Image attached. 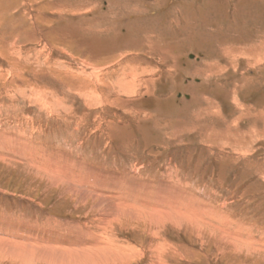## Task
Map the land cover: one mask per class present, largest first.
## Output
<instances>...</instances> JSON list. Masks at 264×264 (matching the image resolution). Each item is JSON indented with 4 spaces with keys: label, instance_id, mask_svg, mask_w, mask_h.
Returning <instances> with one entry per match:
<instances>
[{
    "label": "rangeland",
    "instance_id": "1",
    "mask_svg": "<svg viewBox=\"0 0 264 264\" xmlns=\"http://www.w3.org/2000/svg\"><path fill=\"white\" fill-rule=\"evenodd\" d=\"M82 232L264 264V0H0V235Z\"/></svg>",
    "mask_w": 264,
    "mask_h": 264
},
{
    "label": "bare ground",
    "instance_id": "2",
    "mask_svg": "<svg viewBox=\"0 0 264 264\" xmlns=\"http://www.w3.org/2000/svg\"><path fill=\"white\" fill-rule=\"evenodd\" d=\"M123 84H127V83L124 82ZM127 178H129V177H127ZM128 184H130V183H128ZM125 185H127V184H125ZM133 185H134V183H133ZM126 188H127V186H126ZM144 189H146V188H144ZM151 210H153V209H151ZM154 211H156V209ZM157 211H160V210H157ZM149 213L152 214V211L149 212ZM112 214H114V212ZM152 215H153L152 217L157 218L158 220H161V218H162L161 217L162 215H156V217H155L154 214H152ZM105 221H106V219H105ZM44 235H45V237L47 236V239L46 238H40V239L37 238L38 239L37 240V239H35V237L29 236V234L26 235V236L17 235L16 237H13V239H12V237L11 238L5 237V236L2 237L0 235V241L1 242L3 241L4 243L11 244V245L14 246V248L17 247V251L16 252L19 253L18 255H20L22 253L23 256H29L28 253L33 251V248H34V251H35V249H38L39 247L43 246L40 242H45V243H47V245H46V247L43 246V248L50 249L51 251L48 252V250H46V249H45L46 252H42L41 251L42 252L41 254H44V255H42V258L49 259V261L51 259L54 262H57V263L60 262L62 264H85V263H87L89 261H91V262H100V260L103 261V260L108 259L107 258V256H108L107 253H109L110 251L112 252V250L114 249L113 248L114 247L113 246V244H114L113 241L110 239V237H108L106 235L105 236L104 235H95V234L93 235L92 233L89 234V232H87V234H86V232H85V233L81 234V236H79L76 239H73V238H70V237H65V238L57 237V235H54V236L53 235H47V234H44ZM18 236L20 238H18ZM89 236H92V238L89 237ZM5 238H6V240H5ZM14 238L19 239L20 241H16ZM57 239H59V240H57ZM26 241H27L28 244L24 245L23 242H26ZM17 245H19L21 247L24 245V247L19 248ZM27 246H31V247L30 248H26ZM122 249H124V248H122ZM118 258H119V256H118ZM120 259H122V258H120ZM115 262H116V260H115Z\"/></svg>",
    "mask_w": 264,
    "mask_h": 264
}]
</instances>
